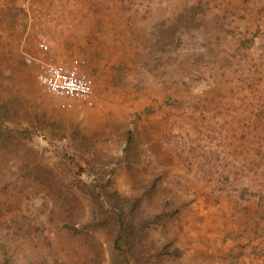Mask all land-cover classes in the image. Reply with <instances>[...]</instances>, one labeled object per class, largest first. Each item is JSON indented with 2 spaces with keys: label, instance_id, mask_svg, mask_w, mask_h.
I'll use <instances>...</instances> for the list:
<instances>
[{
  "label": "rangeland",
  "instance_id": "374dc122",
  "mask_svg": "<svg viewBox=\"0 0 264 264\" xmlns=\"http://www.w3.org/2000/svg\"><path fill=\"white\" fill-rule=\"evenodd\" d=\"M0 264H264V0H0Z\"/></svg>",
  "mask_w": 264,
  "mask_h": 264
},
{
  "label": "built area",
  "instance_id": "2783aa9c",
  "mask_svg": "<svg viewBox=\"0 0 264 264\" xmlns=\"http://www.w3.org/2000/svg\"><path fill=\"white\" fill-rule=\"evenodd\" d=\"M38 54H26L25 61L36 69L42 90L62 109L95 107L101 99L96 80L86 63L78 57H65L53 50L49 39H38Z\"/></svg>",
  "mask_w": 264,
  "mask_h": 264
}]
</instances>
